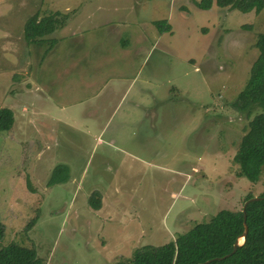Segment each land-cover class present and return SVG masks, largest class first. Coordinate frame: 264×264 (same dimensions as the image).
Returning <instances> with one entry per match:
<instances>
[{
    "label": "rangeland",
    "instance_id": "374dc122",
    "mask_svg": "<svg viewBox=\"0 0 264 264\" xmlns=\"http://www.w3.org/2000/svg\"><path fill=\"white\" fill-rule=\"evenodd\" d=\"M201 1L0 0V108L14 115L0 132V250L118 264L263 193L264 168L251 183L233 158L264 111L232 103L258 58L264 8ZM55 12L67 26L28 46L27 20ZM58 165L68 180L47 188Z\"/></svg>",
    "mask_w": 264,
    "mask_h": 264
},
{
    "label": "trees",
    "instance_id": "16d2710c",
    "mask_svg": "<svg viewBox=\"0 0 264 264\" xmlns=\"http://www.w3.org/2000/svg\"><path fill=\"white\" fill-rule=\"evenodd\" d=\"M198 6L205 11L215 6L243 14L259 13L264 8V0H202ZM68 20V14L59 12L44 17H39L36 13L24 26L27 45L45 42L46 37L63 29ZM154 25L160 32H170V25L165 21L155 22ZM255 48L259 52L258 58L252 65L245 87L232 103L236 112L248 115L256 108L264 111V34L258 36ZM13 124V112L8 108H0V132H11ZM233 161L239 168L238 177L251 183L258 182L264 168L263 113L255 115L249 121ZM67 180L68 167L58 165L52 170L46 185L51 188ZM251 198L253 196L249 194L244 204ZM258 198L245 207L248 232L244 243L237 247L234 254V244L244 232L242 209L221 210L210 221L194 225L188 232L178 235L167 244L137 248L127 262L118 264H264V190ZM88 204L91 209L100 210L101 195L93 192ZM34 223L35 219L28 223L27 228L33 227ZM4 233V225L0 223V240ZM225 256L227 257L224 258ZM0 264L45 262L37 256L35 249L12 246L7 250H0Z\"/></svg>",
    "mask_w": 264,
    "mask_h": 264
},
{
    "label": "water",
    "instance_id": "95a60500",
    "mask_svg": "<svg viewBox=\"0 0 264 264\" xmlns=\"http://www.w3.org/2000/svg\"><path fill=\"white\" fill-rule=\"evenodd\" d=\"M258 199H259L258 197L251 198V199H249L248 201H246L245 204H244V206L242 207L244 232H243L242 236H241L239 239H237V241L235 242V244H234V248H233V251H232V254H234V253L236 252L237 247L241 246V245L244 243V241H245V237H246L247 232H248V227H247V225H246L245 207H246V205H247L248 203H250V202H252V201H256V200H258ZM226 257H227V256H225L224 258H226ZM224 258H222V259H224ZM207 263H208V262H207Z\"/></svg>",
    "mask_w": 264,
    "mask_h": 264
},
{
    "label": "crops",
    "instance_id": "0c3cea01",
    "mask_svg": "<svg viewBox=\"0 0 264 264\" xmlns=\"http://www.w3.org/2000/svg\"><path fill=\"white\" fill-rule=\"evenodd\" d=\"M66 26H67V25H66ZM66 26H65V27H66ZM65 27H64V28H65ZM48 55H49V54L46 55V53H45V57H47Z\"/></svg>",
    "mask_w": 264,
    "mask_h": 264
}]
</instances>
